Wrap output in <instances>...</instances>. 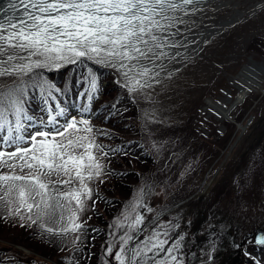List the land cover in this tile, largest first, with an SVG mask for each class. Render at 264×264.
<instances>
[{
    "label": "snow or ice",
    "instance_id": "1",
    "mask_svg": "<svg viewBox=\"0 0 264 264\" xmlns=\"http://www.w3.org/2000/svg\"><path fill=\"white\" fill-rule=\"evenodd\" d=\"M195 2L19 0V5H12L19 8L20 14L0 19V206L34 224L54 221L61 225L56 231L62 234L80 230L81 225L74 222L78 219L76 213L83 211L85 197L92 198L87 182L102 174L93 150H103L93 138L77 134L93 131L91 127L78 128V124L88 125V120L69 116L60 102L46 108V119H39L43 128L28 131L29 125L23 121L31 122L33 117L23 107L24 82L21 79L14 84L4 78L92 59L123 71L132 83L130 91H135L137 85L150 87L151 69L142 61L155 67V61L167 56L165 47H176L172 39L176 33L169 31L176 18L171 13ZM35 86L48 91L55 100L45 82L37 81ZM90 87L96 90L95 80L90 81ZM85 95L92 100L91 95ZM60 117L65 118L63 123ZM125 219L133 221L129 225L132 232L142 230V216ZM40 226L44 228V223ZM45 230L54 231L50 226ZM166 235L153 229L148 238L137 243L135 235L125 232L119 236L117 251L113 252L111 245L106 251L118 264H147L148 260L152 264H179L174 253L180 244L166 247L167 239H161ZM78 239L74 237L73 242ZM164 252L167 255L156 259Z\"/></svg>",
    "mask_w": 264,
    "mask_h": 264
},
{
    "label": "rangeland",
    "instance_id": "2",
    "mask_svg": "<svg viewBox=\"0 0 264 264\" xmlns=\"http://www.w3.org/2000/svg\"><path fill=\"white\" fill-rule=\"evenodd\" d=\"M171 15L176 17L169 29L170 32L176 33L172 37L176 41V47H165L163 51L167 53V56L155 61V67L147 60L142 61L151 69L152 78L149 80L151 86L142 88L139 85L136 86V90L142 91L136 95L134 102L130 105L132 112L130 119L125 118L123 122L117 119L112 120L117 125L132 123L135 118L161 121V123L176 125L177 130H180L183 123L188 120L203 122L206 120V128L210 124L217 127L218 131L215 130L214 134L220 153L210 155L207 147L198 148L199 143H192L184 148V151L191 150L190 148L195 146L199 149L196 156L190 153L183 154L174 170L155 175L150 170V165L144 167V169L147 168L144 178L153 182L157 188L152 194L145 195V200L156 203L144 205L140 214L136 209V214L143 217L141 227L153 221L147 222L152 216L158 214V207L168 206L170 209L175 207L168 214L166 213L167 216L164 214L166 217L160 216L159 222L153 228L151 225L147 228L148 237L153 229L167 233L166 236H161V239H167L166 247H168L169 233L174 231L173 227L182 229V224H179L181 221L176 222L178 217L176 194L178 190L187 186L188 190L196 189L195 199L197 200L194 202L196 207L185 209L190 215V217L187 216L186 221L195 218L197 222L201 217V220L207 219L209 212L201 211L202 208H206L209 211L218 212L219 217L232 220V225L242 231L250 232L255 227L264 229V166L261 165L253 171V158L257 156L256 151L260 147L258 137L264 132V124L260 123L259 126L257 124L259 119L264 121V0H220L208 3L204 7L185 8ZM214 35L219 37L210 41ZM179 57L182 59L178 60ZM82 61L106 68L107 75L112 72L115 77H118L117 75L123 73L110 64L96 63L92 59ZM194 62L198 65H191ZM66 65H62L59 70ZM33 70L46 72L58 69L43 67ZM18 78L20 77L4 79L14 81ZM122 79L125 86L130 89L132 83L125 76ZM137 79H148V77H137ZM241 89H247L249 92L253 89L252 96H249L251 101L244 106L247 120L244 121V118L239 125L246 127V132L239 131L238 126L232 122L234 120L230 119L231 123L224 116V111L234 104L236 95ZM243 105L235 109L233 114ZM248 112L251 114L249 118ZM244 134L247 136L241 142ZM181 137L184 138L185 135ZM193 138L195 139V136ZM193 138H190V141H193ZM239 140L241 144L239 142L240 145L238 144L237 148L234 147V152L231 151L233 145ZM108 144L116 145L117 142ZM242 153L249 158L247 162L242 161ZM258 158L264 159V151ZM215 159L218 164H213L210 172L208 171L205 177L201 178L206 162L208 161L207 164H209ZM128 166L131 165L128 163ZM139 167L142 168V165L139 164ZM240 181L242 186L238 185ZM166 183H168L167 186ZM129 189L131 188L123 187L122 190L128 192ZM167 189L172 191L173 199L167 196ZM115 193L121 197L119 192ZM2 208L5 207L0 206V213L3 211ZM15 219L17 222L25 221L18 217ZM206 222L202 228L200 222L197 224L187 242L188 245L183 249L184 253L198 251L197 243L205 238L213 239L221 236L213 231H204L198 235L196 231L204 230ZM43 223L50 226V221L45 220ZM46 232L48 231L28 232L27 225L11 229V231L0 228V246L27 256L24 253L25 249L30 252L35 249L30 238L35 239ZM206 247L205 242L201 250ZM236 247L237 244L231 249L234 250ZM46 251H48L47 248L40 249V253ZM226 253L228 250L224 252V255ZM165 254L166 252L157 255L156 259ZM5 255L8 256V252ZM231 257L233 252H229L228 259ZM240 262L241 260H238L237 264H244V261ZM205 264H208V261Z\"/></svg>",
    "mask_w": 264,
    "mask_h": 264
},
{
    "label": "trees",
    "instance_id": "3",
    "mask_svg": "<svg viewBox=\"0 0 264 264\" xmlns=\"http://www.w3.org/2000/svg\"><path fill=\"white\" fill-rule=\"evenodd\" d=\"M68 67H78V73L81 72V67H87L85 64H80L77 63L75 65H70ZM90 69V67L88 68ZM95 70H98L96 68H93ZM100 73H103L102 71H100ZM49 74V73H46ZM105 75V73H103ZM158 128L161 129L160 125H157ZM191 128V126H189ZM159 129L155 128L154 129V133L158 134ZM179 132H185V129H180ZM161 135L163 141H164V145H163V151L168 152L169 151V146H171V151L175 154L178 153L180 151V148L175 146L174 144H168V137L166 136V134L163 132V130L161 129ZM110 179H114L115 181L111 184L109 183ZM93 182H97V180H94ZM117 184V185H116ZM130 183H128V179L126 176H124L123 172L120 171L118 173L117 176H113L108 177L107 180L101 185V187H99L97 189L99 197H102V189L103 188H107L109 190V192L111 193L109 202L111 203V201H113V199H116L118 201H120L122 204L126 203L130 196L132 195V187L129 185ZM123 187H130L131 189H129L128 192L123 191ZM112 190V191H111ZM115 192H119L120 196H117ZM114 197V198H113ZM85 202H86V197L84 198ZM3 211L0 213V228L11 231V229H15V228H19V226H26L28 225V231H45L44 228H42L40 226V224L42 223L41 221H38L37 223H32L30 220L25 219V221H20L17 222L16 221V217L20 218V216L18 215H11L8 211V209L2 208ZM22 213L24 215H27L26 210H22ZM21 219V218H20Z\"/></svg>",
    "mask_w": 264,
    "mask_h": 264
},
{
    "label": "bare ground",
    "instance_id": "4",
    "mask_svg": "<svg viewBox=\"0 0 264 264\" xmlns=\"http://www.w3.org/2000/svg\"><path fill=\"white\" fill-rule=\"evenodd\" d=\"M217 1H220V0H196V2L193 4V5H190V6H185L186 9H192L194 7H204L205 5H207L208 3H213V2H217ZM13 4H17L19 5V0H0V19H2L3 17L5 16H14L13 14L11 15V11L12 10H18L19 11V8H13L12 5ZM184 8V9H185ZM20 14V13H19ZM80 64H85L86 66L88 67H91V68H96V69H100V71L104 72L105 73V76H111V77H115L113 75V73L111 72L110 74L107 75V71H106V68H100L98 67L97 65H95L94 63L92 62H86V61H80V62H77ZM76 63V64H77ZM75 65V64H74ZM70 65H66L65 67H68ZM59 70V69H58ZM45 73H50V71H46ZM249 95V91H247V89H241L239 91V93L237 94V99L236 101L234 102L233 105H231L230 108L227 109V111H224V116H225V119L228 120L231 112L237 107L239 106L240 104H243L247 97ZM239 131L241 132H246L247 129L246 127H240L239 128Z\"/></svg>",
    "mask_w": 264,
    "mask_h": 264
}]
</instances>
